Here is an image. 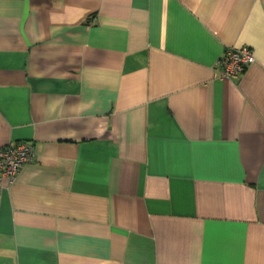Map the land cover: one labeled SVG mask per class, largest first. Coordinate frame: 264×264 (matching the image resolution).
<instances>
[{"label": "crops", "instance_id": "crops-1", "mask_svg": "<svg viewBox=\"0 0 264 264\" xmlns=\"http://www.w3.org/2000/svg\"><path fill=\"white\" fill-rule=\"evenodd\" d=\"M19 142L0 264H264V0H0Z\"/></svg>", "mask_w": 264, "mask_h": 264}, {"label": "built area", "instance_id": "built-area-1", "mask_svg": "<svg viewBox=\"0 0 264 264\" xmlns=\"http://www.w3.org/2000/svg\"><path fill=\"white\" fill-rule=\"evenodd\" d=\"M255 62L252 50L248 47L228 49L218 60L215 77L220 80H237L246 69ZM34 157L30 143L19 142L0 148V182L6 181L3 187H11L21 170ZM2 187V186H1Z\"/></svg>", "mask_w": 264, "mask_h": 264}]
</instances>
